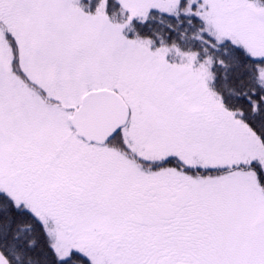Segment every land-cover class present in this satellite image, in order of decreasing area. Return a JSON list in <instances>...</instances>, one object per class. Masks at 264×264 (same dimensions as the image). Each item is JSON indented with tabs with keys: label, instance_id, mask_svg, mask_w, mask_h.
I'll return each mask as SVG.
<instances>
[{
	"label": "snow or ice",
	"instance_id": "1",
	"mask_svg": "<svg viewBox=\"0 0 264 264\" xmlns=\"http://www.w3.org/2000/svg\"><path fill=\"white\" fill-rule=\"evenodd\" d=\"M0 264H264V0H0Z\"/></svg>",
	"mask_w": 264,
	"mask_h": 264
}]
</instances>
